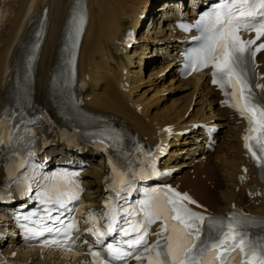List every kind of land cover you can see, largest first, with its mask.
<instances>
[{
	"label": "bare ground",
	"instance_id": "1",
	"mask_svg": "<svg viewBox=\"0 0 264 264\" xmlns=\"http://www.w3.org/2000/svg\"><path fill=\"white\" fill-rule=\"evenodd\" d=\"M152 2L0 0V8H3L0 10V111L10 95L17 94L14 84L24 72L29 51L41 39L43 42L31 81L34 101L48 108L51 137L57 141V146L49 147L47 154L59 155L71 151L59 144V119L56 116L53 84L61 68L66 33L74 27L76 12L84 10L88 21L78 56V77L84 107L97 118L113 121L127 134L150 143H155L163 127L168 126L172 131L164 162L181 169L172 180L174 185L190 193L206 206V212L211 215L227 218L234 214L232 211L242 210L248 217L264 221V183L258 178V166L250 161L242 145L241 136L246 123L229 108L221 106L220 92L209 84L210 78L205 74H195L186 79L176 76L173 65L178 38L168 31L171 21L161 23L162 4L165 2L157 7ZM44 7L47 8L45 21L42 15ZM131 27L137 29L138 37L128 51H123L120 38ZM145 69H148V78L153 80L155 92L163 94L169 86L175 85L190 89L189 97L186 94L188 98L169 102L151 113L149 108L153 103L148 106L149 96L146 102L144 92L135 93L148 81L144 77ZM164 70L167 71L166 80L160 76ZM255 73L257 77H264V50L256 56ZM258 82L264 84V78ZM261 95L264 97V93ZM161 99L163 104L165 97ZM192 103L200 106L193 111ZM198 122L219 127L213 151L205 148L204 135L196 126ZM85 155L92 164L84 171L87 187L84 197L90 205H96L105 185L104 160L102 157L94 159L91 153ZM204 173L206 178L202 180ZM216 195L219 198L215 199ZM1 218L0 231L5 236L0 240V260L6 259L9 264H87L83 257L72 254L60 256L54 252L24 249L13 235L15 230H7L8 221ZM251 227L254 228L253 232H248L251 241H261L264 225L253 224ZM9 243L10 247L6 245ZM12 251L16 252L14 257L9 256Z\"/></svg>",
	"mask_w": 264,
	"mask_h": 264
},
{
	"label": "snow or ice",
	"instance_id": "2",
	"mask_svg": "<svg viewBox=\"0 0 264 264\" xmlns=\"http://www.w3.org/2000/svg\"><path fill=\"white\" fill-rule=\"evenodd\" d=\"M73 23L78 34L83 17H74ZM202 25L206 26L203 44L190 65L191 70L211 66L212 83L226 97L222 103L248 123L243 137L245 149L257 166L264 169V97L261 96L264 84L258 82L264 77L255 74L256 54L264 50V43L257 45L264 37V0H217L209 15L202 16L195 27ZM242 31H252L255 37L242 39ZM109 139L119 143L121 138L116 134ZM117 176L120 187L115 191V203L108 204V211L99 218L88 214L91 227L85 231L103 246L101 250H89L92 264H126L128 258L140 264H264V238L254 243L248 235L253 224L264 225V221L236 213L227 218L205 216L188 207L196 202L186 193L170 187L156 190L163 191L162 198L146 193L144 199L129 206L126 195H131L132 182L146 177L135 173L129 176L125 172H117ZM72 187L77 190L73 191ZM27 191L31 193L32 188ZM54 191V196L48 191L36 193L44 206V215L32 221L42 224L40 229L25 226L32 238L55 232L71 240L73 231L77 234L80 231L74 220L65 225L61 218L65 212L74 211L69 205L79 200L78 185L69 178L66 184L54 186ZM34 216L36 212L24 219L31 220ZM45 221H50L52 226ZM157 221L162 222L156 233L157 240L149 244V228ZM106 237H111L113 242L105 245ZM43 243L59 246L61 241L44 240Z\"/></svg>",
	"mask_w": 264,
	"mask_h": 264
},
{
	"label": "rangeland",
	"instance_id": "3",
	"mask_svg": "<svg viewBox=\"0 0 264 264\" xmlns=\"http://www.w3.org/2000/svg\"><path fill=\"white\" fill-rule=\"evenodd\" d=\"M157 1H155V0H153V2L151 3V4H155ZM159 6V5H158ZM3 9V8H2ZM1 8H0V10H2ZM5 12V9H4V11H3V13ZM1 13H2V11H0V15H1ZM146 70V69H145ZM144 70V72L146 73V75L144 76L145 77V79H147L148 78V76H147V74H148V69L145 71ZM162 72H167V71H162ZM164 73V75L162 76V73H161V77H165V74ZM147 77V78H146ZM167 79V77H165V80ZM152 78L151 77H149L148 78V81H146V82H144L136 91H135V93H138V94H141V92H144L145 94H143V98L145 99V101L147 102L149 99V101H148V106H149V103L151 104V103H153V104H151V106H150V110H151V113H153V112H157L159 109L158 108H161V106H163V105H166V104H170V103H172V102H179L183 97H187V95H188V97H189V91H190V89H187V88H179V87H175V85L173 86L172 85V87L171 86H169V88H167L166 89V93L164 94H161L160 92H155V90H156V88L154 87V85H153V83H152ZM160 87V86H159ZM154 94V95H153ZM187 94V95H186ZM152 95V96H151ZM181 95H182V97H181ZM149 96V97H148ZM165 97V100L163 101L164 103L163 104H161V102H162V99L160 100V98H162V97ZM148 97V98H147ZM187 97V98H188ZM146 98L148 99V100H146ZM152 99V100H151ZM155 100V101H154ZM150 101H152V102H150ZM154 101V102H153ZM170 102V103H169ZM155 103V104H154ZM157 103V104H156ZM159 104H161L160 105V107H158L159 106ZM154 105V106H153ZM157 105V106H156ZM192 105H193V107H192V110L193 109H195V108H198L200 105L198 104V105H194V103H192ZM153 111V112H152ZM194 111V110H193ZM189 172V171H188ZM187 172V174L188 175H190V173H188ZM192 175V174H191ZM204 175H205V173L203 174V175H201L202 177V180L203 179H205L206 177H204ZM200 178V179H201ZM174 181H175V179H174ZM205 182V181H204ZM207 182V181H206ZM205 182V183H206ZM207 184V183H206ZM209 190L211 191L212 189H210L209 188ZM212 192V191H211ZM214 193V192H213ZM215 197V196H214ZM216 198H219V197H217V195H216V197H215V199ZM210 203H213V201L211 202L210 201ZM3 260H5L6 261V259H1L0 261H3ZM8 263V262H7ZM1 264V263H0ZM3 264H5V263H3Z\"/></svg>",
	"mask_w": 264,
	"mask_h": 264
}]
</instances>
